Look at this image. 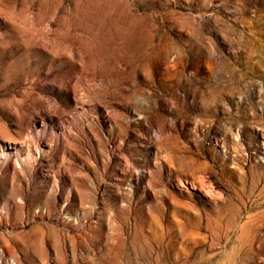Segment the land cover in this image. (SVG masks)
I'll list each match as a JSON object with an SVG mask.
<instances>
[{"label":"rangeland","instance_id":"374dc122","mask_svg":"<svg viewBox=\"0 0 264 264\" xmlns=\"http://www.w3.org/2000/svg\"><path fill=\"white\" fill-rule=\"evenodd\" d=\"M0 264H264V0H0Z\"/></svg>","mask_w":264,"mask_h":264}]
</instances>
